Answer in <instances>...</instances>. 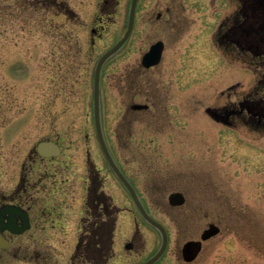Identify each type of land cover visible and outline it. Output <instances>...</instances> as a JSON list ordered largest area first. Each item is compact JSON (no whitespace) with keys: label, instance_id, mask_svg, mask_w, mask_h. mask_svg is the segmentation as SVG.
<instances>
[{"label":"rangeland","instance_id":"rangeland-1","mask_svg":"<svg viewBox=\"0 0 264 264\" xmlns=\"http://www.w3.org/2000/svg\"><path fill=\"white\" fill-rule=\"evenodd\" d=\"M195 1L186 33L166 42L157 67L136 74L143 54L163 37V20L155 19L161 1L141 0L128 41L101 74V123L124 170L151 177L148 198L154 218L160 217L156 206L183 186L192 202V239L200 240L209 223L220 228L202 243L192 264H264V121L253 128L259 129L255 135L252 128L239 126L237 133L244 136H238L207 112L221 113L226 102L221 92L229 77L242 76L249 86L254 61L246 55L243 65L236 64L225 55V43L219 41L225 30L219 27L220 0L202 19ZM129 2L0 0V203L13 193L21 164L36 157L35 147L42 140L63 146L59 166L69 162L76 172L88 153L104 170L93 116V71L98 58L126 31ZM263 86L256 84L255 97L261 96ZM146 92L164 97L156 101ZM171 93L179 94L174 98ZM134 103H150L151 108L129 110ZM156 109L162 112L156 114ZM38 178L35 173L31 180ZM165 180L169 185L163 186ZM236 181L242 184L241 194ZM37 199L33 214L42 209L46 218L53 206ZM50 225L41 222L0 250V264L67 263L74 244L61 242L63 229ZM73 225L70 220L69 229ZM148 244L150 249V240ZM120 257L112 264L129 261Z\"/></svg>","mask_w":264,"mask_h":264},{"label":"flooded vegetation","instance_id":"flooded-vegetation-1","mask_svg":"<svg viewBox=\"0 0 264 264\" xmlns=\"http://www.w3.org/2000/svg\"><path fill=\"white\" fill-rule=\"evenodd\" d=\"M160 1L162 5L155 19L163 20L160 26L163 37L154 43H162V58L166 42L173 41L178 35L186 33V25H192V0H178L177 6L174 0ZM217 1L219 0L195 1L193 7L197 11V16L199 15L201 19L207 18ZM140 2L141 0H137L133 29ZM219 7L222 11L219 27L225 28L219 41L225 43V55L231 57L234 63H242V65L245 63V56L249 55L254 61L252 62L254 71L248 87L244 86L242 76L239 75L225 80L226 90L221 94L225 96L226 102L221 108V113L218 114L211 109H207V112L215 122L224 126L226 131L238 134L236 129L239 126L241 128L247 126L252 128L251 134L255 135L259 129L253 128L260 127L264 121L262 107L264 91L259 97H255L253 91L256 84L264 85V0H220ZM164 24L167 29L165 31L162 30ZM225 60L230 63V60ZM140 65L141 68L135 70L136 74L140 69L152 70L159 64L145 68L141 60ZM251 88L253 89L250 90ZM136 93L132 94L136 95ZM178 94L171 93L172 97H177ZM146 96L160 101L164 93L155 95L153 92H146ZM150 108V103H134L130 105L129 110L147 111ZM160 109H156V114L162 112ZM249 117L253 120L252 123ZM101 128L108 152L123 180L106 159L96 132L97 143L104 160V170L97 167L88 153L83 155L76 172L74 166L70 168L69 162H60L59 166L57 160L64 155L63 146L57 141L42 140L40 142L56 143L60 153L57 156H40L35 147L36 157H30L31 162L28 165H26L28 162L21 164L13 193L0 203V235L11 245L15 239L34 230L41 222L50 221L51 228L63 229L61 242L74 244L73 250L66 257L65 264H112L114 258L123 255L129 258L126 264H146L157 255L165 236L164 250L151 264H192V257L195 255L192 252V241L199 240L192 239V202L190 203L185 195L187 189L181 186L184 190L169 192L165 200L156 206V211L160 214L159 219L154 218L150 210L152 202L148 198V182L151 177L146 172H126L108 145L102 123ZM239 133L242 134L238 136H244L243 131ZM225 143L227 145L228 142ZM32 163L38 164L39 167H33ZM35 173L39 174L38 180H31ZM236 182V192L241 194L242 184ZM162 184L167 186L169 182L165 180ZM39 195L43 196L42 199ZM37 198L41 201L48 200L53 206L47 212L46 218L42 209L37 210V215L33 214V204ZM142 212L158 223L164 233L151 225ZM129 215L133 220L131 227L126 223L127 217L130 219ZM70 220H73L75 225L69 229ZM212 224L218 227L215 223H209L207 228ZM206 229L201 232L199 239ZM218 229L220 232L219 227ZM149 240L152 244L150 249ZM203 242L205 241L201 242L200 249Z\"/></svg>","mask_w":264,"mask_h":264},{"label":"water","instance_id":"water-1","mask_svg":"<svg viewBox=\"0 0 264 264\" xmlns=\"http://www.w3.org/2000/svg\"><path fill=\"white\" fill-rule=\"evenodd\" d=\"M136 5H137V0H131V4H130L128 15H127L128 17H127L126 31H125L123 37L112 48H110L108 51H106L105 53H103L100 56V58L98 59L96 65H95L94 74H93V116H94V123H95V129H96L97 137H98L102 151H103L106 159L108 160V162L110 163L112 168L115 170V172L118 174L119 178L122 180H123V177H122L120 171L118 170V168L115 166V164L112 160V157H111L110 153L108 152V149L106 147V144H105V141L103 138L102 130H101L100 111H99V107H100V73H101V69H102L103 65L105 64V62L109 58H111L113 55H115L122 48V46L125 44V42L129 38L131 31H132V28H133ZM162 49H163V45L161 42H157V43L153 44L150 47L149 51L147 53H145L144 56L142 57V65L145 68H149V67L157 65L161 59ZM37 152L39 155L45 156V157L57 156L60 153L58 145L53 143V142H50V141L40 142L37 145ZM142 213H143L145 219L151 225L158 228L162 232V234L164 233L162 227L158 223H156L154 220H152L145 212H142ZM10 230L14 231L12 228H10ZM218 232H219V229L215 225H210L209 228L206 229L204 231V233L202 234L201 240H203V241L207 240L210 237L215 236ZM164 246H165V236H164V242H163L159 252L157 253V255L154 258H152L146 264H151L154 260H156L161 255V253L163 252ZM8 247H9V243L7 242V240L4 237H2L0 235V249H6ZM199 250H200V242H192V252L195 253V255H196L199 252ZM194 256L192 257V259L194 258Z\"/></svg>","mask_w":264,"mask_h":264}]
</instances>
